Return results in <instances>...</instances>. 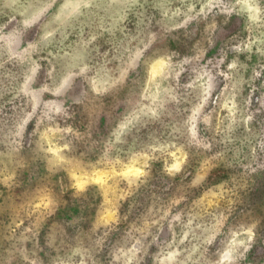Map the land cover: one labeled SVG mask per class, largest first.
<instances>
[{"label": "rangeland", "instance_id": "rangeland-1", "mask_svg": "<svg viewBox=\"0 0 264 264\" xmlns=\"http://www.w3.org/2000/svg\"><path fill=\"white\" fill-rule=\"evenodd\" d=\"M0 264H264V0H0Z\"/></svg>", "mask_w": 264, "mask_h": 264}]
</instances>
